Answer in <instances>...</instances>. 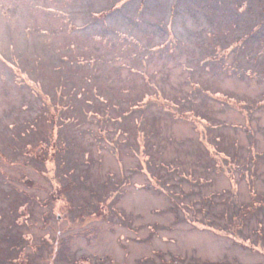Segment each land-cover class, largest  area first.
Segmentation results:
<instances>
[{
  "label": "rangeland",
  "instance_id": "obj_1",
  "mask_svg": "<svg viewBox=\"0 0 264 264\" xmlns=\"http://www.w3.org/2000/svg\"><path fill=\"white\" fill-rule=\"evenodd\" d=\"M0 264H264V0H0Z\"/></svg>",
  "mask_w": 264,
  "mask_h": 264
},
{
  "label": "trees",
  "instance_id": "obj_2",
  "mask_svg": "<svg viewBox=\"0 0 264 264\" xmlns=\"http://www.w3.org/2000/svg\"><path fill=\"white\" fill-rule=\"evenodd\" d=\"M142 100V99H141ZM133 105V104H132ZM174 206H177V205H174ZM174 206H172V208H175ZM234 216V215H233ZM235 217V216H234Z\"/></svg>",
  "mask_w": 264,
  "mask_h": 264
}]
</instances>
